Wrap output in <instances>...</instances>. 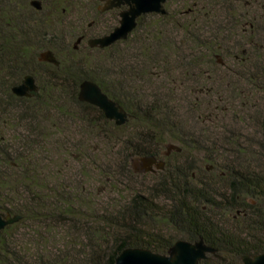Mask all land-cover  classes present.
I'll list each match as a JSON object with an SVG mask.
<instances>
[{
  "label": "trees",
  "instance_id": "16d2710c",
  "mask_svg": "<svg viewBox=\"0 0 264 264\" xmlns=\"http://www.w3.org/2000/svg\"><path fill=\"white\" fill-rule=\"evenodd\" d=\"M29 1L0 0V201L11 202L0 210L22 217L0 231V264H115L127 247L165 254L177 239L145 230L147 221L163 223L178 240L202 239L215 248L221 259L200 264H242L241 255L264 253V116L257 146L227 129L237 123L233 114L245 111L243 98L264 94V0H182L164 15L141 16L126 40L88 48L82 58L70 41L85 35L75 23L63 34L67 27L57 23L80 13L83 0H39L40 10ZM45 50L59 66L38 60ZM26 75L37 91L14 96L12 87ZM86 80L130 115L125 125L78 101ZM69 132L80 135L79 144L71 145ZM52 135L58 138L49 149ZM85 140L118 149L96 157ZM165 142L181 148L165 159H192L166 162L146 193L134 191L127 205L101 213L82 210L92 204L83 196L91 194L74 175L64 180L62 164L49 178L43 173L51 151L66 152L68 144L69 159H90L105 183L117 187L122 177H141L131 168L134 157L158 156ZM70 231L90 247L76 250Z\"/></svg>",
  "mask_w": 264,
  "mask_h": 264
},
{
  "label": "rangeland",
  "instance_id": "374dc122",
  "mask_svg": "<svg viewBox=\"0 0 264 264\" xmlns=\"http://www.w3.org/2000/svg\"><path fill=\"white\" fill-rule=\"evenodd\" d=\"M83 2L85 3L84 6H81V10L80 13H77V15L75 17H73L72 15L70 16H65L64 19H60V21L57 23V28L61 29V27H64L63 30L65 29V27H67V29H65L63 34H68V32L70 31L69 29V25L73 26V23L76 24L77 26V30L79 32V34H83L85 35V39L81 40V42L79 44H76V49L78 51V53L75 55L77 56V58H82L83 56L87 55V54H91L88 51V45H87V38L89 39V37L91 36H96L98 33H100V36L106 35L111 31L114 27H116L118 25V21H119V17L118 14L121 11V9H115L113 10L111 13H105L104 15H98L97 11H96V7L98 9H102L103 7V1H99V3L97 2V0H83ZM182 3V0H176V1H169L168 3H166L164 5V8L166 10L172 11L174 8L180 7ZM65 13V12H64ZM152 21V19H151ZM65 23V25H64ZM137 34H139L137 32ZM137 35L131 37V41H129V43L127 44V46H131L132 41L134 38H136ZM80 38V37H79ZM77 40V39H76ZM76 40H71L70 41V45L74 46L76 43ZM69 41V40H68ZM92 49V48H90ZM243 88V87H242ZM247 86L244 85V91H246ZM243 91V90H242ZM245 93V92H244ZM225 97L229 98L227 95H225ZM238 101H241L240 99L237 98ZM244 102L247 104L245 105L246 109L245 111L242 112H236L235 114H233V118L234 120H236V124H230L227 129L230 131H234L236 133H240L243 136V139L240 138L241 142L244 140L245 143H247L248 140H252V142L255 144V146H257L263 138H261V135L259 134L260 131H262V120H263V116H264V94L261 95H257L256 97H252V98H243ZM252 102V103H250ZM229 105H235L236 102H234V99H230L229 100ZM256 105V107L252 108V110L248 111V106H253ZM233 109V108H232ZM232 109H230L229 111H231ZM228 111V112H229ZM228 113L226 112L223 115H227ZM130 116V115H129ZM224 117V116H223ZM130 119V117H129ZM131 127V126H130ZM14 130H16V128L14 127L13 129H9L6 130L7 133L13 132ZM69 131V130H68ZM129 132H127L128 134L132 133V130H128ZM124 133H126V131H123ZM51 133V131H49V134ZM67 134V131H65V136ZM70 138H73L74 142L71 145H76L80 143L81 137L80 135H76L77 137H73V133H70ZM68 134V135H69ZM122 135V133H119ZM61 137V136H60ZM58 138V135H52L48 138V143H50V145H48L49 149H52V143L54 142V139ZM12 140L10 139V142ZM91 141H93L91 143ZM90 143L87 142V140L84 141V144H86L87 146L91 147L93 149V151H96V153L94 154V156L96 157H100V156H104L105 154H107L108 152L114 154V152L118 149L116 148V146H113V142H111L108 145H105L99 141H95V140H91ZM177 144V143H175ZM178 145V144H177ZM179 146V145H178ZM66 147L68 148V151L64 152L63 149L61 150L60 154H56L54 151H51L52 153H50V156H48V162L45 163V170H44V175H46V178H49L52 174V171L55 167L57 166H61V170L62 173L64 174V180L66 182H69L70 178H73V175L75 176V179H79L80 182L84 183V189H85V194H91V195H84L83 197L86 200H90L91 203H85L88 204L87 207H85L84 212L85 211H89L87 208L90 209H94L95 213H101L105 210V208H108V206H111L112 208L114 206L117 207H123L124 205H127L126 203L129 202L131 196L134 194V191L140 190L143 193H146L149 186H151L154 182H156V177H159L157 172L156 174H148V173H142L141 177L139 175V177H122L120 178L121 181H123V184L121 183L120 185H118L117 187L115 186H111L110 184H106L105 183V179L101 178L98 175L97 172V168L96 166H92L91 160L90 159H84L83 161L77 162L75 160L69 159V145L67 144ZM167 151V148L165 146L161 147L160 150H158L159 155L161 156L162 154H164ZM117 152V151H116ZM78 152H76L77 155ZM171 153V152H170ZM65 154V156H64ZM64 156L62 159L61 157ZM65 157H67L68 159H66ZM82 154L81 156H78V159L82 158ZM192 159V156H175V155H171L168 159L164 158V156H162V160H164L165 162H167L169 165H174L177 163H181V162H185L186 159ZM61 159V160H60ZM141 159V158H140ZM140 159L131 162V166L132 164L138 168L141 169L142 164ZM98 163H101L100 161H97ZM97 162H95L97 164ZM85 166L84 168H81V166ZM205 164H202V162H199V166L201 168H203ZM133 168V167H131ZM48 174V177H47ZM155 177H153V176ZM51 185V184H49ZM50 188V186H49ZM2 192L3 189L0 188V197L2 196ZM47 194H50V191L47 192ZM4 200L6 202L0 201L1 205L6 206L8 205L9 208H11V202H9V200H6L4 198ZM3 202V203H2ZM5 203V204H4ZM88 213V212H86ZM92 223V222H90ZM89 224V223H88ZM144 229L145 230H150V231H154L156 232L159 231L161 232V234H163L164 236H169V237H173V239H177L180 238L179 236H176L173 234V232L171 230H169L163 223H159V224H155L153 222H144ZM26 226V225H25ZM25 226H22L19 228V232L21 234H26L28 232V229L25 228ZM156 230H155V229ZM62 232L64 231L63 228H61ZM111 233H113V231H110ZM64 233V232H63ZM70 233H72L70 235V239H71V246L73 245H77L76 246V250L78 249H88L89 244V240H87V238H81L80 237V233L76 232V231H70ZM116 232H114L115 234ZM125 233V232H124ZM65 234V233H64ZM63 235V234H62ZM24 239V238H23ZM26 239V238H25ZM60 242H66L67 238L66 237H60L59 238ZM93 239L91 238L90 242H92ZM92 245H96V244H92ZM49 247V245H48ZM51 247V245H50ZM106 248V247H105ZM102 249H104V246H102ZM79 253V252H78Z\"/></svg>",
  "mask_w": 264,
  "mask_h": 264
},
{
  "label": "water",
  "instance_id": "95a60500",
  "mask_svg": "<svg viewBox=\"0 0 264 264\" xmlns=\"http://www.w3.org/2000/svg\"><path fill=\"white\" fill-rule=\"evenodd\" d=\"M100 1L104 2L101 12H108L114 9H121V11L118 14V25L108 34L87 39V45L92 49H104L119 41L126 40L135 29L137 20L141 16L147 14L164 15L166 13L164 5L168 0ZM30 5L35 10L41 9V3L38 0H32ZM81 40L82 37L76 40L74 49H76V44H79ZM38 60L59 66V62L50 50L40 52ZM217 61L222 64L220 58ZM36 91L37 86L31 75H26L18 85L12 88V93L19 98L30 97ZM77 98L80 102L98 108L102 111L105 118L116 126H123L129 121V114L119 104L108 98L94 82L83 81L79 85ZM160 146L167 148V151L161 156L181 151L177 144L171 142L161 143ZM137 159H140L142 167L138 169L132 164L131 167H133L134 173H154L164 169V161L157 159L154 155L134 157L131 162L134 163ZM21 219L20 215L3 214L0 210V231L9 225L18 223ZM212 258L221 259L216 249L205 244L202 239L195 242L179 239L174 242L165 254L154 253L144 248H124L115 258V264H200L201 261H209ZM240 259L242 264H264V253L255 255L243 254Z\"/></svg>",
  "mask_w": 264,
  "mask_h": 264
},
{
  "label": "flooded vegetation",
  "instance_id": "af4514ba",
  "mask_svg": "<svg viewBox=\"0 0 264 264\" xmlns=\"http://www.w3.org/2000/svg\"><path fill=\"white\" fill-rule=\"evenodd\" d=\"M31 1H32V0H30L29 2H31ZM38 1H39V0H38ZM168 1H169V0H168ZM168 1H167V2H168ZM167 2H166V3H167ZM166 3H165V4H166ZM30 6H31V5H30ZM31 7H32V6H31ZM217 62H218V61H217ZM221 62H223V61L221 60ZM44 63H45V62H44ZM32 77H33V76H32ZM33 78H34V77H33ZM34 80H35V78H34ZM21 81H22V80H21ZM21 81H20V82H21ZM20 82H19V83H20ZM19 83H18V84H19ZM18 84H17V85H18ZM35 84H36V80H35ZM15 86H16V85H15ZM36 86H37V84H36ZM13 87H14V86H13ZM13 87H12V88H13ZM11 92H12V89H11ZM12 94H13V93H12ZM13 95H14V94H13ZM14 96H15V95H14ZM16 97H17V96H16ZM169 155H170V154H169ZM167 156H168V155H167ZM156 157H157V159H161V160H162V156L158 155V156H156ZM165 157H166V156H164V158H165ZM163 161H164V160H163ZM164 163H165V165H164V168H165V166H166V162L164 161ZM157 172H159V171H156V172H154V173H152V174H156ZM209 261H210V260H209Z\"/></svg>",
  "mask_w": 264,
  "mask_h": 264
}]
</instances>
